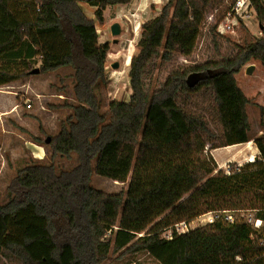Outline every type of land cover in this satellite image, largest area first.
<instances>
[{
  "label": "trees",
  "instance_id": "trees-1",
  "mask_svg": "<svg viewBox=\"0 0 264 264\" xmlns=\"http://www.w3.org/2000/svg\"><path fill=\"white\" fill-rule=\"evenodd\" d=\"M130 1L0 0V87L35 68L38 75L67 68L75 101L48 105L71 111L48 144L37 141L49 161L15 163L0 205V264H103L111 254L137 253L157 264H264V247L244 224L216 222L170 240L160 236L210 211L252 210L264 224V107H258L260 134L249 136L250 100L235 79L247 64L264 67V0H249L260 37L244 29L239 46L205 25L206 12L224 0H167L140 25L128 63V101L111 100L102 111L109 43L98 42L94 20L102 25L108 7ZM83 5L94 9L92 19ZM166 25L206 27L215 57L188 60L183 44H159ZM201 104L210 122L205 111L191 108ZM249 141L259 158L237 172L230 165L229 175L205 155ZM72 155L76 165L57 172L54 158ZM92 173L126 188L96 190Z\"/></svg>",
  "mask_w": 264,
  "mask_h": 264
},
{
  "label": "rangeland",
  "instance_id": "rangeland-1",
  "mask_svg": "<svg viewBox=\"0 0 264 264\" xmlns=\"http://www.w3.org/2000/svg\"><path fill=\"white\" fill-rule=\"evenodd\" d=\"M166 2L167 0H133L131 4L127 6L117 5L108 7L103 13L104 23L102 25H98L94 20L98 42H108L110 50V59L108 58L105 67V75L108 84L101 87L99 90L102 111L105 110L106 104L111 100L128 101L130 90L127 77L128 67L126 66L128 65L129 58L136 53L135 43L139 37L140 25L145 20L157 14ZM133 5L136 7L134 11L130 9ZM83 10L86 17L89 19L93 18V8L83 5ZM212 10L209 9L205 15L211 13ZM112 24H118L120 28L119 34L115 37H112L109 31ZM250 31L249 34L254 38L260 37V30L256 24L252 25ZM169 36L170 39H168ZM114 40H116L115 43H113ZM167 40L183 44L185 49L190 53L188 60L195 59L199 61L215 57L210 43V35H208L206 27L191 31H176L170 29L169 26L166 25L159 30L157 41L162 45L163 43H167ZM111 50L115 51L113 52L114 54H112ZM113 63L118 64L116 69L111 68ZM251 64L256 65V72L260 69L261 65L259 63L253 62ZM61 69L62 70L56 72V75L59 77L63 76L64 80H53L54 83L50 86L51 90L46 88L42 76L36 78L37 80L41 79V81H35L29 87L22 85L21 82L24 79L14 82L15 84L11 83L12 85L9 84L0 87V97L6 96L8 102L11 101L19 106V119L13 118L5 109H0V205L7 201V186L15 176V163L17 161L38 159L37 152L41 155L43 154V158L40 160L49 161V152L46 146L37 141L45 140L50 135L55 134L58 131L59 122L69 115L71 111L64 108L59 109V113H54L51 112L50 109H47V105H62L65 102L75 105L72 95V71L67 68ZM235 79L238 88L243 92L245 97H248L250 100V105L246 110L250 125L249 136H258L260 134L258 107L264 106V83L262 87H258L257 85L260 81H257L254 75H243L241 71L235 76ZM45 92H49V94L52 95L62 94L63 100L56 98L44 99L42 95L45 94ZM26 100H28L31 105L27 112L22 106V103ZM2 102H4V100L0 98V103ZM191 108L196 109L198 112H204L206 109L202 104L196 108L191 106ZM204 115L210 122L211 116L206 111ZM215 129L218 130L219 133V129ZM253 147L255 148L254 144L253 146L252 144L249 145V148ZM209 151L206 150L205 155H210ZM221 151L222 150L219 151L220 154L225 153ZM257 158H259V155H257L254 161L257 160ZM249 163L250 162L240 164L229 163L226 165L225 169L230 165L235 166L237 164L240 165L241 168ZM54 164L57 172L61 170L68 171L76 165V157L75 155H72L69 159L55 157ZM89 183L91 187L104 193H119L121 191L123 192L126 188V184L112 182L108 179L98 177L93 173L90 176ZM192 223L190 230L203 225L199 218L193 220ZM103 264L157 263L148 255L137 253L134 255H125L122 258H117V254H111L109 259Z\"/></svg>",
  "mask_w": 264,
  "mask_h": 264
},
{
  "label": "built area",
  "instance_id": "built-area-1",
  "mask_svg": "<svg viewBox=\"0 0 264 264\" xmlns=\"http://www.w3.org/2000/svg\"><path fill=\"white\" fill-rule=\"evenodd\" d=\"M262 4L264 7V1L262 2ZM254 24L258 26L255 10L249 0H233L230 3L224 1L222 6L215 7L211 13L205 15L206 27L213 26V32L218 37L222 38L223 40H227L237 46L242 44V30L245 29L250 33L251 27ZM24 107L26 110L30 109L31 105L28 100L24 102ZM250 160L251 162L254 161V159ZM239 168L240 165H235L234 171L237 172ZM224 174H230L229 167L225 169ZM197 218L200 219V222L203 225H209L216 222L222 223L224 225L244 224L251 229V238L255 239L259 246L264 247V224L261 220L255 217V211H210ZM193 220L189 222H180L163 230L160 235L161 238L170 240L173 236V233L182 234L187 232L191 229L190 227L193 224ZM235 259L240 260L238 257H236Z\"/></svg>",
  "mask_w": 264,
  "mask_h": 264
},
{
  "label": "crops",
  "instance_id": "crops-1",
  "mask_svg": "<svg viewBox=\"0 0 264 264\" xmlns=\"http://www.w3.org/2000/svg\"><path fill=\"white\" fill-rule=\"evenodd\" d=\"M132 1L133 0H131L129 4H131ZM152 2H154V1H152ZM129 4H127V5H129ZM127 5H123V6H127ZM119 6H122V5H119ZM130 9L132 11H134L136 9V7L133 5ZM156 10H157V8H156ZM109 51L107 53V60H108V58L110 59ZM111 51H112V54H114L113 52H115V51H113V50H111ZM249 65H253V67H254L252 72H251V74H250V76L254 75L255 79L257 81H260L257 86L258 87H262L263 83H264V80H263L264 67L260 66V69L256 72V69H257L256 65L247 64L240 70L243 75H246L244 73L245 72V68L248 67ZM126 67H128V65ZM58 70H62V69H58ZM57 71L52 72V73H48V74H44V75H30L28 78L24 79L21 83H22L23 86H26V87L28 86L29 87L30 85H32L33 82L41 81V79L37 80L36 78L39 77V76H42V78H43V80L45 82L46 88L48 90H51L50 86L54 83L53 80H58V81L64 80L63 76L59 77L58 75H56ZM12 83H14V82H12ZM9 84L12 85L11 83H9ZM9 84H6L5 86H7ZM42 97H44V99L56 98V99L63 100L62 94L52 95V94H49V92H45V94H43ZM0 98L1 99L3 98V100H4V102L0 103V109H5L6 111H8V114L12 115L13 118H18L19 119V113H18L19 106L17 104H14L11 101L8 102L7 101L8 99H6L7 98L6 96H4V97L1 96ZM247 99H248V97H247ZM23 104H24V102L22 103V106H23V109L27 112L28 110L25 109ZM47 109H49V108H47ZM50 111L54 112V113H59L60 112V110H50ZM0 122H1V115H0ZM251 144L253 146L252 141H249V142L244 143V144L232 145V146L222 147V148H219V149H213V150L209 151V154L211 155V157L215 161L218 169L223 171L225 169L226 165L229 164V163H233V164L238 163V164H240V163H244V162H251L250 159H255L257 157V155H258V152H257V150L254 147H253L254 149L253 148H249V145H251ZM220 150H222L225 153L224 154H220L219 153ZM36 154H37L38 160L43 158L42 157L43 154L41 155L39 152H37Z\"/></svg>",
  "mask_w": 264,
  "mask_h": 264
},
{
  "label": "water",
  "instance_id": "water-1",
  "mask_svg": "<svg viewBox=\"0 0 264 264\" xmlns=\"http://www.w3.org/2000/svg\"><path fill=\"white\" fill-rule=\"evenodd\" d=\"M261 29H262V27L261 26H259V30L261 31ZM109 31H110V35L112 36V37H115V36H117L118 34H119V31H120V28H119V25L118 24H112L111 26H110V29H109ZM116 42V40H114L113 41V43H115ZM118 67V64L117 63H113L112 65H111V68L112 69H116ZM253 65H249L248 67H246L245 68V74L246 75H250L251 74V72H252V70H253ZM38 73H39V71H38V69H33L32 71H31V75H38ZM48 142H49V139L48 138H46L45 139V144H48Z\"/></svg>",
  "mask_w": 264,
  "mask_h": 264
}]
</instances>
